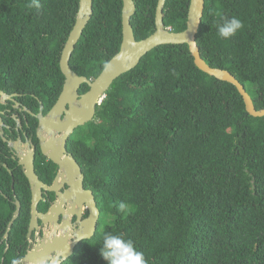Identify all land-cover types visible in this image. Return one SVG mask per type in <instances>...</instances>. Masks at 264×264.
<instances>
[{"label":"trees","instance_id":"1","mask_svg":"<svg viewBox=\"0 0 264 264\" xmlns=\"http://www.w3.org/2000/svg\"><path fill=\"white\" fill-rule=\"evenodd\" d=\"M79 1L39 0L36 8L0 0V91L21 95L35 114H48L62 93L60 59ZM190 1H166L167 29L186 30ZM134 2L131 25L142 41L156 30L158 0ZM93 11L70 61L92 81L120 51L123 0H93ZM225 16L244 25L227 40L216 31ZM197 45L264 110V0H205ZM29 120L35 133L37 119ZM9 131L0 136V264L25 255L31 218V188L11 158L17 134ZM68 146L101 212L98 233L72 264H108L100 245L109 231L131 238L148 264H264V118L247 113L233 85L201 72L187 45L158 47L116 80ZM46 160L39 151L36 173L51 184L58 167ZM16 200L22 209L6 240ZM120 201L129 214L118 212Z\"/></svg>","mask_w":264,"mask_h":264},{"label":"water","instance_id":"2","mask_svg":"<svg viewBox=\"0 0 264 264\" xmlns=\"http://www.w3.org/2000/svg\"><path fill=\"white\" fill-rule=\"evenodd\" d=\"M167 0H158L156 9L155 32L148 38L137 41L131 20L136 13L134 0H123L122 11V44L119 53L110 61L109 70H103L100 76L94 81L76 74L70 67V61L83 33L93 16V0H80L79 10L75 25L69 35L65 47L61 54L60 69L65 78L62 93L47 116L39 115L41 142V153L49 161L58 167L59 174L52 187L44 185L35 171L34 150H30L25 144L28 152L20 155V165L24 168L25 176L30 184L32 199V220L30 222L29 237L38 228V219L43 223H58L60 215L66 218L62 229H67L70 225L71 215L78 217L79 231L74 241L68 237L60 236L56 240L48 239L43 246L39 247L34 256L42 264L53 252H58L61 247H65L69 255L73 254L76 247L85 241L92 240L98 230L101 212L98 208L94 193L84 187L85 175L77 160L67 153V144L70 137L76 130L92 122L96 116L97 108L101 105V99L110 90L112 85L121 76L133 71L138 67L141 60L158 47L173 45H187L194 58L196 67L203 73L219 81L233 85L243 98L247 113L253 118H264V110L258 111L254 102L246 91L245 87L228 71L210 67L203 59L197 45V35L200 30L205 11V0H191L188 12L187 28L180 33L172 32L165 27L164 9ZM87 85L89 91L80 94L81 88ZM2 101L12 99L3 91H0ZM0 127L4 123L0 117ZM3 137V132L0 131ZM9 142V147L18 149L21 143ZM24 146V148H25ZM68 187L65 193L60 190ZM43 191L55 192L59 197V202L51 210L50 215L42 216L38 214L37 208L42 200ZM71 203L69 211L64 210L65 204ZM88 209L89 217L82 222L83 209ZM21 211V204L16 203L14 218L9 224L6 238L13 224L18 219ZM58 226V225H57ZM38 250V249H37ZM31 255V256H32Z\"/></svg>","mask_w":264,"mask_h":264},{"label":"flooded vegetation","instance_id":"3","mask_svg":"<svg viewBox=\"0 0 264 264\" xmlns=\"http://www.w3.org/2000/svg\"><path fill=\"white\" fill-rule=\"evenodd\" d=\"M8 96L11 97L12 99L2 101V98L0 97V106H2L4 108L3 110L0 109V117L4 123V127H2V128L0 127L1 128L0 131L3 132V130H9L10 129V131H9L10 134H14V132L17 134V138L13 142L19 143V144L21 143V147H18V149L10 148L11 149L10 153H11L12 160L17 163L18 167L22 168L23 173L25 175L24 168L20 165V155L23 152H28V148L25 146V144H28L30 150H34V152H35V157H34V159H35L34 160L35 171H36V161H37V158L39 156V151H41V142L39 139L40 122H39V118H38L39 115L41 114V110L38 114H35L29 108H27L23 103L18 101V98H21V95L13 94V95H8ZM42 114H43V112H42ZM43 115L47 116L48 114H46V115L43 114ZM29 118L37 119V128H36L35 133H33V131L31 129L26 128L30 124ZM9 119H13L15 121L16 126L14 128H12L10 125H8V123L10 121ZM77 131L78 130H76L74 132V134L70 137L68 144H67V148H66L68 155H71V156H73V155L71 153H69V148H68L69 146L68 145H69L71 138L73 136H75ZM24 146H25V148H24ZM45 162H46V164H48V162H51V161H49L47 159ZM43 164L45 165V163H43ZM58 174H59V171L57 169L56 176L52 180L51 184H47L39 176L38 177L44 185L52 187L57 176H58ZM67 189H68V187L66 186L65 188L61 189L60 192L63 194V193H65V191ZM31 199H32V194H31ZM58 202H59V197H58L57 193L43 191L42 200L40 201L38 208H37L38 214L42 215V216L50 215L52 208L54 206H56L58 204ZM16 203H20V202L18 200H16L14 202L15 206H16ZM31 205H32V203H31ZM63 208L66 212L69 211L71 208V203L67 202ZM21 209H22V207H21ZM30 217H31L30 218V222H31V220H32V208H31V206H30ZM88 217H89L88 209L86 207H84L83 215H82V222L85 221L86 219H88ZM65 220H66V218L64 217V215H60L58 218V223H57L58 226L57 225L55 226V224H52V223L45 224V223H43V221L41 219H38V225L39 226L37 229H35L32 232L30 237H29V234H30L29 233L30 224H29L28 234H27V242H26V250H25L26 252H25V255L23 257H21L20 259L18 258L19 263H17V264H39L38 258H36V256H34L32 254H34L36 251L39 252V250H40L39 247L43 246L44 242L48 239H52L54 241L57 238H59L60 236H62V238L68 237V239L71 238V241H74L75 236H76L77 232L79 231L78 217L76 215H73V216L71 215L69 227L67 229H62V227L64 226V223H66ZM99 224H100V222H99ZM98 230H99V225H98ZM98 230H97L96 234L98 233ZM5 239L8 240L9 238L7 239L6 235H5ZM77 247H76V249H77ZM76 249L74 250L72 255L65 257L66 255H69V254H68V252H66L65 247L63 246L58 250V252H53L49 256V258H47L42 264H72V259L75 256Z\"/></svg>","mask_w":264,"mask_h":264},{"label":"clouds","instance_id":"4","mask_svg":"<svg viewBox=\"0 0 264 264\" xmlns=\"http://www.w3.org/2000/svg\"><path fill=\"white\" fill-rule=\"evenodd\" d=\"M29 7L39 8V0H31ZM243 26V21L236 16H232L231 18L227 16L222 17L221 22L216 25L217 35L222 39H231L242 30ZM103 67L107 71L110 69L111 63H105ZM104 98L105 96L102 97L101 103ZM117 210L125 215L131 212L130 205L126 201L118 202ZM100 255L108 264H148L145 254L137 250L135 242L131 238H126L121 233L110 231L104 233L102 244L100 245Z\"/></svg>","mask_w":264,"mask_h":264}]
</instances>
